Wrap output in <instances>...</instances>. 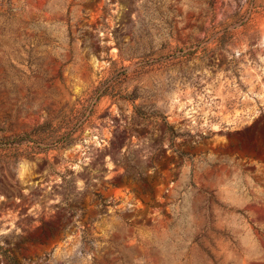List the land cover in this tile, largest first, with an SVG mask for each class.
Wrapping results in <instances>:
<instances>
[{
    "label": "rangeland",
    "instance_id": "1",
    "mask_svg": "<svg viewBox=\"0 0 264 264\" xmlns=\"http://www.w3.org/2000/svg\"><path fill=\"white\" fill-rule=\"evenodd\" d=\"M0 197V264H264V0H0Z\"/></svg>",
    "mask_w": 264,
    "mask_h": 264
},
{
    "label": "crops",
    "instance_id": "2",
    "mask_svg": "<svg viewBox=\"0 0 264 264\" xmlns=\"http://www.w3.org/2000/svg\"><path fill=\"white\" fill-rule=\"evenodd\" d=\"M15 203L14 200L12 199H3L0 197V218L2 217V214H4V207L7 205V204H13ZM7 216H12V215H9V214H6V217Z\"/></svg>",
    "mask_w": 264,
    "mask_h": 264
}]
</instances>
